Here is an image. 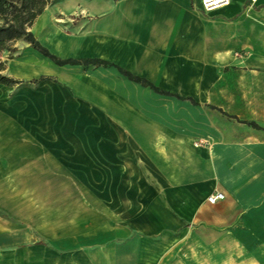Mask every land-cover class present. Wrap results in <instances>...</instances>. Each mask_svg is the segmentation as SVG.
Wrapping results in <instances>:
<instances>
[{"label": "crops", "instance_id": "1", "mask_svg": "<svg viewBox=\"0 0 264 264\" xmlns=\"http://www.w3.org/2000/svg\"><path fill=\"white\" fill-rule=\"evenodd\" d=\"M30 29L81 61L2 72L0 264H264V0H55Z\"/></svg>", "mask_w": 264, "mask_h": 264}, {"label": "trees", "instance_id": "2", "mask_svg": "<svg viewBox=\"0 0 264 264\" xmlns=\"http://www.w3.org/2000/svg\"><path fill=\"white\" fill-rule=\"evenodd\" d=\"M55 0H0V52L13 50V43L18 39H23L30 43L34 48L38 49L44 55L50 57L57 64L78 63L81 60L76 58L62 59L58 55L52 53L30 29L36 18L45 10L48 4ZM86 61H90L87 59ZM5 65L0 63V82L6 84H15L25 82L23 79L10 77L2 71ZM130 78L144 81L139 76L133 75L129 71L122 69ZM41 78L31 81L37 82ZM147 83V82H146ZM156 90L167 93L160 88L154 86Z\"/></svg>", "mask_w": 264, "mask_h": 264}, {"label": "rangeland", "instance_id": "3", "mask_svg": "<svg viewBox=\"0 0 264 264\" xmlns=\"http://www.w3.org/2000/svg\"><path fill=\"white\" fill-rule=\"evenodd\" d=\"M45 18H46L45 15L42 16V18L39 19L38 24H40L42 22V20H44ZM36 31L38 32L39 31V28H37ZM13 48L14 49L13 50H10V51H7L6 50V51H3V52H0V63H3L5 65V68L7 67V61H8L9 58L18 57L25 50L29 49V43L27 41L23 40V39H18V40H16L13 43Z\"/></svg>", "mask_w": 264, "mask_h": 264}, {"label": "built area", "instance_id": "4", "mask_svg": "<svg viewBox=\"0 0 264 264\" xmlns=\"http://www.w3.org/2000/svg\"><path fill=\"white\" fill-rule=\"evenodd\" d=\"M230 0H203V6L205 9L210 10L213 8H216L217 6H220L224 3L229 2ZM224 193L221 191H214L212 194L209 196V200L211 202H216L220 199L224 198Z\"/></svg>", "mask_w": 264, "mask_h": 264}]
</instances>
